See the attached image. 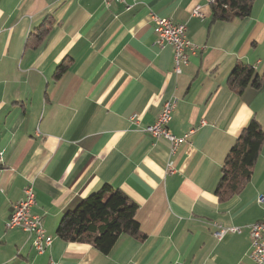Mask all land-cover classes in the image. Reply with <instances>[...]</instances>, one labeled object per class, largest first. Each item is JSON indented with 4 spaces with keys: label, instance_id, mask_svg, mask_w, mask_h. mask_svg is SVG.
I'll return each instance as SVG.
<instances>
[{
    "label": "crops",
    "instance_id": "0c3cea01",
    "mask_svg": "<svg viewBox=\"0 0 264 264\" xmlns=\"http://www.w3.org/2000/svg\"><path fill=\"white\" fill-rule=\"evenodd\" d=\"M151 14L184 23L197 47L180 73ZM44 20L48 33L31 42ZM237 64L253 68L259 88H229ZM172 97L169 131L194 132L169 172V142L144 127ZM251 118L264 131V0L231 21H213L209 0H0V264H254L248 226L264 220V138L244 187L224 202L214 192ZM105 184L137 204L143 239L122 234L102 254L58 238L62 215ZM27 185L52 238L42 252L32 233L6 227ZM215 224L240 232L218 240Z\"/></svg>",
    "mask_w": 264,
    "mask_h": 264
},
{
    "label": "trees",
    "instance_id": "16d2710c",
    "mask_svg": "<svg viewBox=\"0 0 264 264\" xmlns=\"http://www.w3.org/2000/svg\"><path fill=\"white\" fill-rule=\"evenodd\" d=\"M253 0H213L210 2L213 21H231L249 16ZM44 20L33 31L29 40L39 43L48 33ZM63 61L56 69L55 78L69 67ZM229 88L238 92L247 85L260 87V80L253 68L236 65L227 80ZM264 131L255 118L244 126L222 164L221 177L215 187L220 202L238 193L249 180L251 169L258 157ZM137 204L119 189L109 184L83 198L72 210L64 213L57 225L56 235L65 242L89 244L102 254L108 253L120 235L126 234L139 240L144 235L135 216Z\"/></svg>",
    "mask_w": 264,
    "mask_h": 264
},
{
    "label": "built area",
    "instance_id": "2783aa9c",
    "mask_svg": "<svg viewBox=\"0 0 264 264\" xmlns=\"http://www.w3.org/2000/svg\"><path fill=\"white\" fill-rule=\"evenodd\" d=\"M107 4L108 0H104ZM122 1V0H120ZM210 2L213 0H209ZM197 14V10L194 11ZM154 32L157 37V43L162 46L169 44L173 48V70L180 73L182 65L187 64L189 56L197 53V47L191 43L187 37V29L184 23H175L170 18L160 17L151 14ZM176 98L166 99L157 115L156 120L152 124L144 127V131L153 137L164 138L169 142V161L167 168L169 172L173 171L174 161L172 157L175 155L179 146L187 142L190 134L194 132L191 129L182 136H175L168 129V123L171 120L172 112L176 106ZM132 122H137L135 115L131 116ZM24 197L14 205L13 212L9 221L6 223L7 228H20L25 232L33 234L32 245L37 252H42L52 242V238L44 234L41 217L31 214L30 208L35 202L33 187L27 185L23 188ZM259 202L263 201V197L258 198ZM216 229L213 235L218 240L222 239L228 232L239 233L240 228L236 226L224 227L215 224ZM250 240V258L254 264H264V220L256 221L248 226Z\"/></svg>",
    "mask_w": 264,
    "mask_h": 264
},
{
    "label": "bare ground",
    "instance_id": "6f19581e",
    "mask_svg": "<svg viewBox=\"0 0 264 264\" xmlns=\"http://www.w3.org/2000/svg\"><path fill=\"white\" fill-rule=\"evenodd\" d=\"M44 234H46L45 230H44Z\"/></svg>",
    "mask_w": 264,
    "mask_h": 264
}]
</instances>
